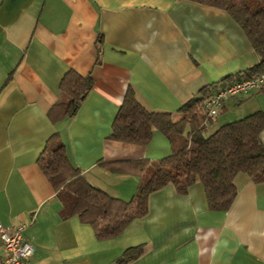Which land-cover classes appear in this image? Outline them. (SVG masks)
I'll use <instances>...</instances> for the list:
<instances>
[{"label":"crops","instance_id":"0c3cea01","mask_svg":"<svg viewBox=\"0 0 264 264\" xmlns=\"http://www.w3.org/2000/svg\"><path fill=\"white\" fill-rule=\"evenodd\" d=\"M258 61L226 11L189 0H0V224L23 226L34 246L28 264H116L137 245L126 264H264V182L247 174L235 176L226 211L208 208L200 183L183 195L166 185L150 194L144 217L99 239L63 210L36 161L47 141L60 142L91 185L129 199L140 176L125 163L154 162L173 147L157 130L145 145L108 138L126 91L178 119L202 88ZM68 70L92 85L73 115L56 119L49 111ZM258 109L264 88L225 99L205 130Z\"/></svg>","mask_w":264,"mask_h":264},{"label":"trees","instance_id":"16d2710c","mask_svg":"<svg viewBox=\"0 0 264 264\" xmlns=\"http://www.w3.org/2000/svg\"><path fill=\"white\" fill-rule=\"evenodd\" d=\"M189 1L226 11L243 30L259 57L257 64L242 74L223 78L222 82L264 71V0ZM91 85L89 75L68 70L60 82L62 97L52 106L49 115L56 119L73 115ZM209 91V87H204L185 102L179 108L181 116L178 119L166 112L146 110L131 89L126 91L108 138L145 145L157 130L173 147L172 153L154 162L138 159L125 163L124 172L140 176L138 188L129 199L113 196L91 185L69 162L64 145L60 142L50 145L47 141L36 161L56 191L63 210L91 225L97 238L109 239L122 232L133 219L144 217L148 213L150 194L166 185L183 195L190 185L200 183L208 208L226 211L236 195L234 178L237 174L244 173L255 182H264V110L258 109L221 124L208 133L205 127L211 119L205 118L200 103ZM140 253V245L128 247L116 264H126Z\"/></svg>","mask_w":264,"mask_h":264},{"label":"built area","instance_id":"2783aa9c","mask_svg":"<svg viewBox=\"0 0 264 264\" xmlns=\"http://www.w3.org/2000/svg\"><path fill=\"white\" fill-rule=\"evenodd\" d=\"M261 88H264V71L249 77L235 79L224 83L214 91L208 92L200 103V110L206 119H213L225 99L247 95ZM22 230V225L7 228L0 224V240L4 251L0 264H28L34 246L28 239L24 238Z\"/></svg>","mask_w":264,"mask_h":264},{"label":"rangeland","instance_id":"374dc122","mask_svg":"<svg viewBox=\"0 0 264 264\" xmlns=\"http://www.w3.org/2000/svg\"><path fill=\"white\" fill-rule=\"evenodd\" d=\"M231 119H238V118H231Z\"/></svg>","mask_w":264,"mask_h":264}]
</instances>
